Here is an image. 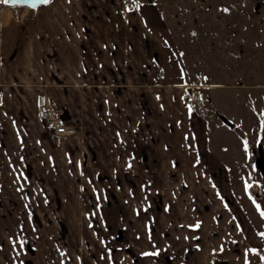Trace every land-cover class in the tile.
<instances>
[{"label":"rangeland","instance_id":"374dc122","mask_svg":"<svg viewBox=\"0 0 264 264\" xmlns=\"http://www.w3.org/2000/svg\"><path fill=\"white\" fill-rule=\"evenodd\" d=\"M97 1L90 0V13L83 15L89 32L85 48L101 47L99 23L109 22L106 11H115L116 26L141 37L143 61L159 48L167 82L220 84L203 89L213 99L214 113L238 118L249 130L211 129L212 150L222 151L228 163L232 151L237 153V163L252 171L231 173L242 175L231 177L233 191L223 206L210 191L194 201L198 195H187L177 179L178 186L168 177L150 185L154 178L131 170L128 162L125 176L110 177L118 163L101 160L100 116L108 100L102 88L111 81H73L67 74L57 83L53 60L47 58L44 80L37 88L30 82L21 88L44 90L50 95L45 101L57 114L66 110L76 132L68 140L51 137L38 108L44 99L36 105L28 95L23 113L7 115L0 135V264H264V174L256 171L259 153L264 154V126H256L259 107L264 124V0H103L101 6ZM4 2L0 14L9 10L6 23H21L23 13L27 18L33 11ZM132 9L153 19L132 22L127 14ZM92 54L88 60L97 76L101 64ZM64 68L66 74L70 67ZM118 83L126 93L133 86ZM109 99L110 104L116 100ZM95 123L100 130L93 137L87 129ZM258 133L260 148L254 150ZM260 163L264 171V155ZM173 192L180 204L174 208L164 205ZM216 213L221 224L214 223Z\"/></svg>","mask_w":264,"mask_h":264},{"label":"crops","instance_id":"0c3cea01","mask_svg":"<svg viewBox=\"0 0 264 264\" xmlns=\"http://www.w3.org/2000/svg\"><path fill=\"white\" fill-rule=\"evenodd\" d=\"M89 2L90 0H50L49 3L31 11L29 15L28 11L27 18L26 13H23L21 23L4 24L0 21V135L7 129L8 114L17 111L23 113L27 108L22 104L25 96L33 97L36 105L43 99L44 102L47 95L50 97L49 94L43 93L44 90L36 89V85L44 80L46 59L52 58L54 65L52 76L57 83L59 80L61 82L62 79H67V74L73 81L92 82L98 78L103 82L111 81V84L102 88V97L108 100L100 116L103 121L101 128L104 141L101 160L118 163V169L112 168L110 177L121 174L125 176L128 173L125 163L128 162L131 170L134 171L136 168L154 180L158 177H168L172 179L171 183L175 184L174 179L180 180L187 195H198L193 198L194 201H199L198 198L203 200L201 197L205 198V194L210 191L215 198L216 196L219 198L221 206L225 205L229 199L228 194H231L234 187L230 181L231 177L237 178L242 175L231 173L237 171L245 173L252 169L248 164L237 163L239 158L233 151L228 163L221 150V153L212 150L209 141L211 129L225 131L228 127L239 132L242 129L249 130L238 118L231 119L221 112L217 115L214 113L213 99L203 89L221 85H197L208 113L205 119H200L183 100L188 86L195 84L167 82L157 58L159 52L157 46H154L151 59L143 61L138 56L142 44L141 37H133V33L126 29L125 25L116 26L115 11L105 12L109 13L113 20L109 18V22L101 20L99 23L98 31L104 38L99 41L101 47L96 45L91 48L92 51L87 50L84 39L89 32L83 27V15L90 13L87 10ZM97 3L101 6L103 0ZM99 13L100 10H97V13L93 11L92 17L93 14L95 16ZM128 13L133 18L132 22L135 20L140 24L146 16L153 19L151 14L145 15L138 9H132ZM11 14L13 16V11ZM131 38L134 40L131 41ZM127 41L131 42L128 46ZM89 54L93 55L91 59L96 65L101 64L99 69L102 75L96 72L100 74L96 76L94 72L96 70L90 68L92 63L88 60ZM66 65L70 68L65 74L62 69L67 70L64 68ZM106 72L111 73L105 75ZM125 81L133 83L132 88L128 90L129 93H126L123 86L118 83ZM23 82L33 83L34 86L31 87L36 88H26L28 86L21 88L24 86ZM110 97L116 98L111 104ZM262 111L261 107L256 110L257 129L260 125L264 126L260 123L259 117ZM58 115L62 120L67 119L66 110H61ZM99 128L95 123L86 129L87 133L90 132L95 137ZM256 135L257 138L251 145L254 150L260 148L261 141L259 133ZM247 146L251 151L250 145H245ZM1 147L3 148V143L0 141V149ZM259 154L261 158H257V163L259 162L261 166L264 154L262 151ZM259 164L256 171L263 175V168L260 169ZM149 184L159 185L156 180L155 183L150 181ZM173 194L175 192L164 205L170 206L173 203L175 204L172 205L173 208L180 205L176 204L178 197ZM215 217L214 223L221 224L222 220L217 213Z\"/></svg>","mask_w":264,"mask_h":264},{"label":"built area","instance_id":"2783aa9c","mask_svg":"<svg viewBox=\"0 0 264 264\" xmlns=\"http://www.w3.org/2000/svg\"><path fill=\"white\" fill-rule=\"evenodd\" d=\"M7 11L9 10H5L0 14V21L3 23L10 21V14ZM197 89V85H189L187 92L183 96V100L195 111L200 119H205L207 117V111ZM39 111L44 119L45 129L51 137L62 139L72 136L76 132V127L70 124L67 119L62 120L47 101L42 103Z\"/></svg>","mask_w":264,"mask_h":264},{"label":"water","instance_id":"95a60500","mask_svg":"<svg viewBox=\"0 0 264 264\" xmlns=\"http://www.w3.org/2000/svg\"><path fill=\"white\" fill-rule=\"evenodd\" d=\"M49 1L50 0H5V3L9 7H24L25 9L34 10V9L39 8L42 5L49 3ZM259 158H261V154Z\"/></svg>","mask_w":264,"mask_h":264},{"label":"trees","instance_id":"16d2710c","mask_svg":"<svg viewBox=\"0 0 264 264\" xmlns=\"http://www.w3.org/2000/svg\"><path fill=\"white\" fill-rule=\"evenodd\" d=\"M4 5L7 6V4L5 2H4ZM22 8H24V7H22Z\"/></svg>","mask_w":264,"mask_h":264}]
</instances>
